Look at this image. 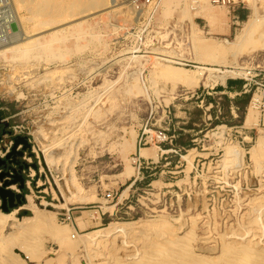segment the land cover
<instances>
[{
	"label": "rangeland",
	"instance_id": "374dc122",
	"mask_svg": "<svg viewBox=\"0 0 264 264\" xmlns=\"http://www.w3.org/2000/svg\"><path fill=\"white\" fill-rule=\"evenodd\" d=\"M70 1L0 0V117L27 124L32 161L41 164L31 195L39 209L53 213L16 232L17 260L264 264V257L243 259L233 251L264 250V118L251 102L264 85V50L242 51L238 59L223 53L246 20L264 19V0H233L230 7L210 0H116L113 9L109 0H88L96 8L88 17L67 6L63 17V7L47 13ZM242 7L247 17L237 22L232 8ZM200 8L216 15L217 25ZM24 37L39 49L20 42ZM235 62L244 74L222 84L237 82L239 89L246 82L241 95L217 90L222 84L200 71L230 70ZM249 108L255 119L247 127ZM158 131L168 141L147 144L139 155L138 139L149 141ZM138 157L152 158L151 165L138 168ZM25 205L26 198L15 208L16 222L31 215ZM110 223L128 230L109 234ZM8 232L0 228V238ZM61 232L72 234L70 245ZM87 234L84 246L79 240Z\"/></svg>",
	"mask_w": 264,
	"mask_h": 264
},
{
	"label": "bare ground",
	"instance_id": "6f19581e",
	"mask_svg": "<svg viewBox=\"0 0 264 264\" xmlns=\"http://www.w3.org/2000/svg\"><path fill=\"white\" fill-rule=\"evenodd\" d=\"M100 3H102V0H98ZM131 1V2H130ZM128 4L130 5H133L134 1L135 0H130ZM5 2V1H4ZM17 2V0H16ZM70 6L68 4H62L60 6H54L55 8H50V9H47V13L50 15L51 13L53 14H56L57 11H59V7L62 8L63 7V10L64 7L66 8V6L68 7V9L70 7H74V8H77L79 10H81V15L82 14H86L87 15H90L91 14V11H93L94 9L96 8H90L88 7V0H71L70 1ZM109 5H110V8L113 9L114 7H116L118 4H117V1L116 0H109ZM102 6V5H101ZM120 6V5H119ZM117 6V7H119ZM126 6H129V5H126ZM109 7V6H108ZM116 7V8H117ZM108 8V9H110ZM115 8V9H116ZM128 8V7H127ZM211 8V7H210ZM67 9V10H68ZM110 9V10H111ZM62 10V9H61ZM67 10H65V12L62 14V17L67 15ZM95 11V10H94ZM215 11V10H214ZM60 12V11H59ZM62 12V11H61ZM213 12V11H212ZM211 12V13H212ZM28 13V12H27ZM39 13V12H38ZM66 13V14H65ZM200 16H202L204 18V20H206L210 25L213 24L215 22V16H213L214 14H210V13H207L205 10H203L202 8L199 9V12H197ZM29 14V13H28ZM52 14V16H53ZM216 14V13H215ZM48 15V16H49ZM61 15V14H60ZM58 15V16H60ZM84 16V15H83ZM253 16V15H252ZM51 17V15H50ZM88 17V16H87ZM215 17V18H214ZM57 18V16L53 17L52 19H55ZM136 18V17H135ZM218 18V16H217ZM61 19V18H60ZM76 19V18H75ZM220 18H218L217 20V23H219ZM57 20V19H56ZM17 22L18 24L20 23L19 20L17 19ZM216 23V22H215ZM214 23V24H215ZM220 24V23H219ZM217 25V24H215ZM220 26V25H218ZM213 27V26H212ZM214 28V27H213ZM220 29V28H219ZM53 33V32H52ZM57 33V31H55L53 34H52V38L55 37V34ZM20 35V34H19ZM15 36V35H14ZM51 38V39H52ZM27 39H29L27 37ZM19 40V39H18ZM17 40V41H18ZM20 42H24L26 45H30L31 47H35V48H38L39 49V45H32L31 43V40L30 42H25V37L24 38H21L19 40ZM55 41V40H54ZM33 42V41H32ZM50 43L52 41H49ZM11 43V42H10ZM14 43V42H13ZM49 43V44H50ZM227 44V48L224 49V52L223 53H226V51H231L229 53H231V57L232 59H235L237 58L238 56H240V52L244 51L248 54H252L256 51H259V50H264V19H258L256 16L252 19H249V20H246L242 26V29L240 30L239 33H237L235 36H234V39L230 42V41H226L225 42ZM24 44V45H25ZM4 45V44H3ZM23 45V44H22ZM23 45V46H24ZM1 46V45H0ZM22 46V47H23ZM49 45H43L41 46V49L44 50V48H47ZM10 46H8L9 48ZM21 47V46H20ZM5 48V47H4ZM19 48V47H18ZM29 49V48H28ZM32 49V48H31ZM48 49V48H47ZM23 49H20V51H23ZM36 50V49H35ZM50 50V49H49ZM5 51V50H4ZM3 51V52H4ZM19 51V50H18ZM26 52V51H25ZM260 52V51H259ZM240 53V54H239ZM4 55V53H2ZM56 54V53H55ZM239 54V55H237ZM242 55V54H241ZM244 55V54H243ZM57 56V55H56ZM237 56V57H236ZM135 57V56H134ZM138 58V57H137ZM211 58V57H210ZM239 58V57H238ZM237 58V59H238ZM148 59V58H147ZM157 59V58H156ZM155 61V60H154ZM236 61V60H234ZM232 62V61H231ZM218 64H221L219 62H216ZM233 66H231L230 70H227V69H220V68H213V69H210V68H206V67H202L200 68V71L203 72V73H207L208 74V79H214V83L217 81L219 82L220 84H222L224 82V79L227 78V77H232V76H235L237 77V75H241V74H244V67L239 64L238 62H235L233 64H231ZM221 67H224V66H221ZM140 74V73H139ZM170 76V79L173 80L172 82L174 83L173 85H175L177 83V76L175 73H171L169 74ZM112 84V83H111ZM250 107V106H249ZM253 108V107H252ZM255 109V108H254ZM246 116H245V119H244V125L245 126H250L252 125L253 123V120L255 119V113L253 112V110L251 108H249V110H247L246 112ZM223 127V126H222ZM221 128V127H220ZM222 131V130H221ZM40 150V149H39ZM42 152L44 154V161L45 159H50L49 158V152H48V147H43L42 149ZM42 154V155H43ZM189 154V153H188ZM55 177V176H54ZM66 188V187H65ZM62 192V191H61ZM68 193V192H67ZM78 195V194H77ZM75 196V195H73ZM78 197V196H77ZM80 202H81V199H79ZM71 201V200H70ZM83 201V200H82ZM58 207V206H57ZM56 207V208H57ZM25 208L27 210L30 211L31 215L29 217H26V218H23L22 220H20V223L19 222H16L15 221V214L17 213L18 210H12L8 213H1L0 212V228L2 230H9L10 233L7 234V235H4L3 237L0 238V264H21L20 261L17 260V257L16 255L14 254V251H18L21 253V250H22V246H20V244L18 246L16 245H12L11 244V241L12 239H14V237H16V232L18 230L21 231L25 229V227L29 224V223H32L33 221H43L46 216L48 214H52L53 213H46L44 212L42 209H39L35 203V200H34V197L32 195H27L26 196V205H25ZM60 210L62 211H65L66 210V205L65 204H61L60 207H59ZM58 210V209H57ZM56 210V211H57ZM55 212V211H54ZM47 221V220H46ZM137 222V221H136ZM108 227V228H107ZM107 230L109 232V234H123L126 232V230H128V225L127 224H117V223H110L108 226H107ZM23 232V231H22ZM59 235L61 236V241L62 243L64 244H71V239H72V234L67 232L63 235V233H59ZM100 235V234H99ZM23 236V235H22ZM102 236V235H101ZM80 237V236H79ZM92 237V236H91ZM89 234L87 235H84V237H80L81 240H78L80 241V243L84 246H87V243L89 242ZM16 239V238H15ZM92 241V240H91ZM78 243V242H77ZM79 243V244H80ZM12 245V246H9V245ZM90 244V243H89ZM239 246V245H238ZM241 246V245H240ZM244 246V245H243ZM241 246V247H243ZM182 247H185V246H182ZM21 249V250H20ZM235 249V248H234ZM262 249V248H261ZM181 251L184 249L181 248L180 249ZM187 250V248H186ZM234 251V255L236 254H240L241 257H243V259H245L246 257H249L250 255H253V254H256L257 256L259 257H264V250H261L260 252H256L253 250V249H246V247H244V249H241L240 247L236 250H233ZM229 252V251H228ZM230 253V252H229ZM233 254V252H232ZM231 254V255H232ZM230 254H228V257H229ZM233 255V256H234ZM237 256V255H236ZM235 256V257H236ZM164 257V256H163ZM169 257V256H167ZM231 257V256H230ZM242 259V258H240ZM48 264V263H47Z\"/></svg>",
	"mask_w": 264,
	"mask_h": 264
},
{
	"label": "built area",
	"instance_id": "2783aa9c",
	"mask_svg": "<svg viewBox=\"0 0 264 264\" xmlns=\"http://www.w3.org/2000/svg\"><path fill=\"white\" fill-rule=\"evenodd\" d=\"M147 2V0H145ZM212 4L226 7L232 6L234 4L233 0H210ZM248 86L246 82L242 85V92H248ZM255 97V98H254ZM253 107L258 110L261 116L264 118V85H260L254 91L253 98L251 100ZM0 110H2L0 108ZM6 111V110H5ZM15 116H5L0 118V125L4 127L2 134L0 135V160H5V158L10 154L11 149L14 144V140L17 138H25L29 148L27 150H22L23 146L18 145L15 149L16 152L21 151L22 155L20 157H16V159L20 162L22 169L20 171V175L23 177V182L25 184V189L29 191L30 195L33 193L31 187L37 188L36 181L38 180L39 174L41 172V164L40 162H33V155L35 151L33 150L29 128L26 123L23 122H14L13 118ZM168 141L165 133L162 131H158L154 133V136L147 141V137L144 139L140 137L137 141L138 154L140 155L141 147L149 144L154 146H159L162 143ZM37 159V156H35ZM139 158V157H138ZM137 158L138 168H148L151 163H149L147 159ZM9 180V179H6ZM3 181H0V187L2 186ZM9 190L13 193H18L16 186L9 187ZM26 198V196H25Z\"/></svg>",
	"mask_w": 264,
	"mask_h": 264
},
{
	"label": "water",
	"instance_id": "95a60500",
	"mask_svg": "<svg viewBox=\"0 0 264 264\" xmlns=\"http://www.w3.org/2000/svg\"><path fill=\"white\" fill-rule=\"evenodd\" d=\"M18 145H22V150L29 148L25 138H17L14 140L10 154L5 160H0V181H3L0 187V209L3 213H8L11 209L19 208L25 201V195L22 194L25 190L23 177L20 175L22 166L16 157H20L22 152H16ZM9 179V180H6ZM16 186L18 193H13L9 187Z\"/></svg>",
	"mask_w": 264,
	"mask_h": 264
},
{
	"label": "crops",
	"instance_id": "0c3cea01",
	"mask_svg": "<svg viewBox=\"0 0 264 264\" xmlns=\"http://www.w3.org/2000/svg\"><path fill=\"white\" fill-rule=\"evenodd\" d=\"M232 11H233L232 19L236 20L237 22L242 21L247 17V9L245 7H242L239 9H233L232 8ZM220 88H221V91H223L224 93H228V94L233 93L234 95L243 94L242 87L240 86L239 89H236V83L233 81H226L224 84L220 85ZM234 110L237 111L238 109L236 107H233L232 112H234ZM6 116H11V115L7 114ZM0 118H2V117H0ZM3 129H4V127H3ZM143 150H148V148H144ZM172 151H174L172 148H166L164 150V152H172ZM145 159H152V158H145Z\"/></svg>",
	"mask_w": 264,
	"mask_h": 264
},
{
	"label": "trees",
	"instance_id": "16d2710c",
	"mask_svg": "<svg viewBox=\"0 0 264 264\" xmlns=\"http://www.w3.org/2000/svg\"><path fill=\"white\" fill-rule=\"evenodd\" d=\"M236 84H237V82H235ZM217 90H219V91H221V88L219 87V88H217ZM244 94V93H243Z\"/></svg>",
	"mask_w": 264,
	"mask_h": 264
}]
</instances>
